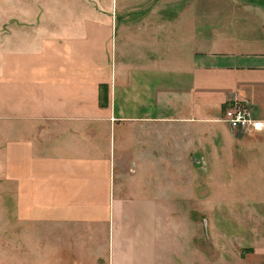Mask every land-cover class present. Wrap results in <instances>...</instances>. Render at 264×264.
<instances>
[{
    "label": "crops",
    "instance_id": "crops-1",
    "mask_svg": "<svg viewBox=\"0 0 264 264\" xmlns=\"http://www.w3.org/2000/svg\"><path fill=\"white\" fill-rule=\"evenodd\" d=\"M255 42L186 0H0L1 264H203L185 222L225 109L264 105Z\"/></svg>",
    "mask_w": 264,
    "mask_h": 264
},
{
    "label": "rangeland",
    "instance_id": "rangeland-1",
    "mask_svg": "<svg viewBox=\"0 0 264 264\" xmlns=\"http://www.w3.org/2000/svg\"><path fill=\"white\" fill-rule=\"evenodd\" d=\"M186 3L195 11L203 38L264 41V0H186ZM260 47L252 46L264 50V45ZM249 100L247 105L263 118L264 105ZM245 132L234 130L231 134L238 139L232 144L219 139L212 158L200 159L203 203L200 207L197 201L188 207L196 225L188 221L185 224L187 231H197L195 242L202 241L203 264H264V123L259 130ZM191 159L195 163L199 160ZM175 207L172 205V210Z\"/></svg>",
    "mask_w": 264,
    "mask_h": 264
},
{
    "label": "built area",
    "instance_id": "built-area-1",
    "mask_svg": "<svg viewBox=\"0 0 264 264\" xmlns=\"http://www.w3.org/2000/svg\"><path fill=\"white\" fill-rule=\"evenodd\" d=\"M224 120L235 130L253 132L263 127V121L256 116L246 100L234 99L224 111Z\"/></svg>",
    "mask_w": 264,
    "mask_h": 264
},
{
    "label": "trees",
    "instance_id": "trees-1",
    "mask_svg": "<svg viewBox=\"0 0 264 264\" xmlns=\"http://www.w3.org/2000/svg\"><path fill=\"white\" fill-rule=\"evenodd\" d=\"M101 97H102V101H103L104 103H106L107 100H108V92H107V90L105 89V87H103V86H102V95H101Z\"/></svg>",
    "mask_w": 264,
    "mask_h": 264
}]
</instances>
